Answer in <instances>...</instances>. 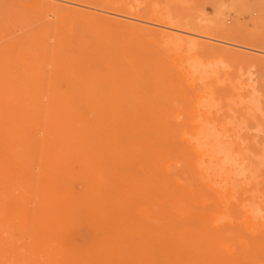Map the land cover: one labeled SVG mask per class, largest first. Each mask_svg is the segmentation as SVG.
Returning <instances> with one entry per match:
<instances>
[{"label":"rangeland","instance_id":"1","mask_svg":"<svg viewBox=\"0 0 264 264\" xmlns=\"http://www.w3.org/2000/svg\"><path fill=\"white\" fill-rule=\"evenodd\" d=\"M0 264H264V0H0Z\"/></svg>","mask_w":264,"mask_h":264},{"label":"bare ground","instance_id":"2","mask_svg":"<svg viewBox=\"0 0 264 264\" xmlns=\"http://www.w3.org/2000/svg\"><path fill=\"white\" fill-rule=\"evenodd\" d=\"M66 1V0H65ZM66 3V2H65ZM76 4V3H75ZM81 5V4H80ZM68 6V5H67ZM79 6V5H78ZM84 6V5H83ZM91 8V7H90ZM106 13V12H105ZM117 16V15H116ZM124 17H126V16H124ZM122 18V17H121ZM129 18H131V19H133L132 17H129ZM139 21V20H138ZM141 21V20H140ZM143 22V21H142ZM150 24V23H149ZM161 26V25H160ZM168 28V27H167ZM172 29H174V30H171V29H169L170 30V32H164L165 33V35L166 36H168V37H170V38H173V39H175V38H180L181 36L180 35H178V29H176V28H172ZM181 31V30H180ZM184 34H186V33H184ZM189 38V41L192 43V44H198V37L199 38H201V37H203V35L201 36V35H195V33H194V35H189L188 36ZM205 37V36H204ZM209 38V37H208ZM206 39H207V36H206ZM213 40H214V38H212ZM218 40V39H217ZM221 41V40H220ZM227 42V41H226ZM225 43V42H224ZM229 43V42H228ZM226 44V43H225ZM230 44V43H229ZM232 45V44H231ZM237 46V45H236ZM241 48V47H240ZM249 48V47H248ZM263 52V51H262ZM134 117V116H133ZM64 129V128H63ZM109 129V128H108ZM43 134V133H42ZM58 140V139H57ZM60 153H62V152H60ZM153 154H154V152H153ZM90 163V162H89ZM87 164V163H86ZM90 165H92V164H90ZM36 168V167H35ZM49 171H47V173H48ZM80 172V171H79ZM71 173V172H70ZM53 174V173H52ZM72 174V173H71ZM70 174V175H71ZM79 174V173H78ZM56 175V174H55ZM61 176V175H60ZM63 177V176H62ZM69 177V176H68ZM71 177V176H70ZM116 178V177H115ZM129 179V178H128ZM109 180V179H108ZM117 180V179H116ZM178 180V179H177ZM110 181H112V180H110ZM179 181V180H178ZM97 182H95V184H96ZM98 183H100V182H98ZM104 184V183H103ZM59 186V185H58ZM209 188V187H208ZM42 194V193H41ZM111 195V194H110ZM119 195V194H118ZM115 196V195H114ZM123 197V196H122ZM90 201H91V199H90ZM34 204V203H33ZM58 203L57 202H55V205H57ZM39 206V205H38ZM153 206H155V205H152V207ZM44 207V206H43ZM94 209V208H93ZM125 211V210H124ZM204 211V210H203ZM104 214V213H103ZM132 215V214H131ZM138 216V215H137ZM140 216V215H139ZM52 217V216H51ZM142 217V216H141ZM148 218V217H147ZM64 219H65V217H64ZM227 219V218H226ZM230 219V218H229ZM70 220V219H69ZM154 220V219H153ZM67 221V220H66ZM72 221V220H71ZM155 221V220H154ZM155 223V222H154ZM70 224V223H69ZM168 226H169V224H167ZM171 226H173V225H171ZM49 227H51V226H49ZM48 227V228H49ZM104 231V230H103ZM82 232V231H81ZM105 232V231H104ZM87 233V232H86ZM75 234V233H74ZM34 237H35V235H34ZM50 237V236H49ZM157 238V237H156ZM157 239H159V238H157ZM78 251V250H77ZM213 251V250H212ZM80 252V251H79ZM210 252V251H209ZM217 252V251H216ZM215 252V253H216ZM220 253V252H219ZM213 254V253H212ZM221 254H222V252H221ZM77 256H79V258H81V259H83L82 258V256L80 255V254H77ZM181 256V255H180ZM169 257V256H168ZM231 257V256H230ZM184 258V257H183ZM160 259V258H159ZM231 259V258H230ZM186 260V259H185ZM232 260V259H231ZM82 261V260H81Z\"/></svg>","mask_w":264,"mask_h":264}]
</instances>
